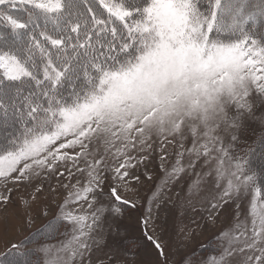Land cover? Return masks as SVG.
Returning <instances> with one entry per match:
<instances>
[{
  "label": "rangeland",
  "instance_id": "obj_1",
  "mask_svg": "<svg viewBox=\"0 0 264 264\" xmlns=\"http://www.w3.org/2000/svg\"><path fill=\"white\" fill-rule=\"evenodd\" d=\"M98 1L118 18L133 14ZM11 2L46 19L22 38L26 56L0 50L1 76L31 77L47 48L44 77L58 84L52 54L61 39L47 24L65 19L72 30L56 61L68 64L82 14L61 12L75 1L0 6ZM9 7L17 6L0 12L4 24L23 29ZM140 15L139 58L54 114L49 131L0 155V264H264V193L246 169V152L264 134V46L211 41L214 21L195 16L191 0H151ZM262 28L249 25L248 34L264 41ZM4 114L0 107V144L12 127ZM252 161L263 185L264 162ZM57 219L62 225L36 239Z\"/></svg>",
  "mask_w": 264,
  "mask_h": 264
},
{
  "label": "trees",
  "instance_id": "obj_2",
  "mask_svg": "<svg viewBox=\"0 0 264 264\" xmlns=\"http://www.w3.org/2000/svg\"><path fill=\"white\" fill-rule=\"evenodd\" d=\"M73 1L75 2L72 5L65 6L61 12L64 13L69 9L82 14V17L78 16L77 21L81 23L79 31L74 34L70 43L74 49L71 57L68 58V64L64 62L63 65L56 61L62 60L64 52L62 53L61 49L63 44L67 46L72 30L70 27L66 28L65 19H59L57 22H53L51 19L47 24L50 29L56 30H52V33L55 32L53 35L61 39V45L56 47L58 51L54 50L55 54H52L55 67L62 71L58 84L55 85L44 77L48 58L47 48L37 58V64L32 67L34 73L26 80H16L15 83L10 84L11 82H6L0 74V107L10 114L1 115V118L12 122V127L7 130L9 132L6 142L0 144V155L17 150L23 140L31 135L49 131L60 118L53 117L54 114L86 99L106 73L119 72L127 68L144 51V38L137 31L136 24L144 18L140 14L147 8L151 0H112L133 12L132 15L124 19L112 15L98 0ZM238 1L241 3L240 5ZM263 3L264 0H191V9L195 16L214 21L210 33L211 41L227 44L248 38L264 46V41L258 40V34L252 36L248 33L253 31L247 29L249 25L256 24L264 28V24L259 21L264 17ZM18 4L11 2L0 6V12H2L6 5L7 7L16 5L17 7L14 8L9 7L10 14L17 20L25 18L20 19L24 23L23 29H17L8 23L5 25L4 23L7 21L2 18L0 13V31L2 32L0 39H3V43H0V50L10 52L11 55H16L20 59L23 55L28 54L23 48L29 44V38L26 37V42H23L22 38H25V34L28 35L27 31L29 27H32V24L37 25L36 22L40 16L41 19H46V13L43 9L18 6ZM26 17L30 19L29 24L26 23ZM231 21L233 23H230ZM58 27L60 31H58ZM263 28L259 34L264 39ZM40 31L39 29L37 33L42 36ZM238 36L240 38L235 39ZM77 76H79L78 79L75 78ZM21 81L28 83L22 87ZM52 88H54V92L56 91L55 95L50 94ZM70 89H72L71 94H69ZM13 93H16L15 100L12 99ZM263 138L264 134L251 146L249 152H246V169L264 193V184H261L262 169L261 167L258 169L254 165L255 162L252 161L260 155V160L262 159L264 162V154L259 152L264 148ZM57 222L58 225H62V221L57 219L48 222L49 226L47 224L40 231L35 232L34 236L38 235L36 239H40L47 231L46 228L49 229Z\"/></svg>",
  "mask_w": 264,
  "mask_h": 264
}]
</instances>
